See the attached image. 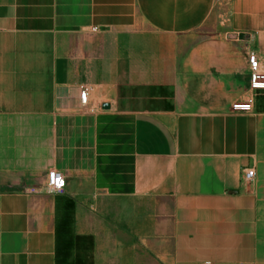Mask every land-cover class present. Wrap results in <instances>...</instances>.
<instances>
[{
	"label": "crops",
	"instance_id": "crops-1",
	"mask_svg": "<svg viewBox=\"0 0 264 264\" xmlns=\"http://www.w3.org/2000/svg\"><path fill=\"white\" fill-rule=\"evenodd\" d=\"M251 52L264 0H0V264H264Z\"/></svg>",
	"mask_w": 264,
	"mask_h": 264
},
{
	"label": "built area",
	"instance_id": "built-area-1",
	"mask_svg": "<svg viewBox=\"0 0 264 264\" xmlns=\"http://www.w3.org/2000/svg\"><path fill=\"white\" fill-rule=\"evenodd\" d=\"M248 62V87L252 91H264V70L261 69L259 61L254 53H249L247 56ZM86 91L79 93V101L81 106L85 107L87 104ZM234 113L248 114L252 112V99H248L244 103H236L232 106ZM254 177V170L247 169L243 174L245 181H250ZM65 187V178L63 174L57 170H49L46 175V192L50 194H58L63 191ZM209 264V263H205Z\"/></svg>",
	"mask_w": 264,
	"mask_h": 264
},
{
	"label": "water",
	"instance_id": "water-1",
	"mask_svg": "<svg viewBox=\"0 0 264 264\" xmlns=\"http://www.w3.org/2000/svg\"><path fill=\"white\" fill-rule=\"evenodd\" d=\"M102 108H103V109H108L109 106L105 104V105L102 106Z\"/></svg>",
	"mask_w": 264,
	"mask_h": 264
}]
</instances>
